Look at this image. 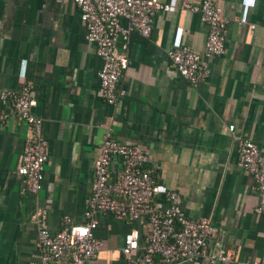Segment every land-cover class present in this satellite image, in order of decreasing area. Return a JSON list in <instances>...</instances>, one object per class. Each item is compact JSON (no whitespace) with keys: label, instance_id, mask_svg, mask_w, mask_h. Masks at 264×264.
Wrapping results in <instances>:
<instances>
[{"label":"crops","instance_id":"crops-1","mask_svg":"<svg viewBox=\"0 0 264 264\" xmlns=\"http://www.w3.org/2000/svg\"><path fill=\"white\" fill-rule=\"evenodd\" d=\"M159 1L172 9L155 14L148 38L129 35V66L118 83L125 96L113 107L99 95L101 60L71 0H0V91L31 82L33 113L49 148L42 189L21 194L17 168L27 129L0 103V113L9 114L0 122V264L37 259V212L51 233L64 215L83 221L108 133L141 144L159 186L180 195L190 219L207 217L219 228L232 258L215 264H264L257 191L237 166L242 140L264 143V0H213L228 20L225 53L208 59L209 77L197 88L168 52L187 46L203 54L207 27L179 8L182 0ZM120 169L113 160L110 175ZM130 229L100 216L94 235L102 247L86 264H124L120 250Z\"/></svg>","mask_w":264,"mask_h":264},{"label":"built area","instance_id":"built-area-1","mask_svg":"<svg viewBox=\"0 0 264 264\" xmlns=\"http://www.w3.org/2000/svg\"><path fill=\"white\" fill-rule=\"evenodd\" d=\"M71 1L80 12L85 39L94 45L101 60L97 73L99 95L106 104L115 107L125 96L118 83L129 66V35L135 32L148 38L155 14L169 12L172 7L159 0ZM179 8L198 15L207 27L203 54L187 46L168 52L177 73L190 87L197 88L209 77L208 59L225 53L228 20L213 0H201L196 4L182 0ZM0 103L26 125L17 175L21 182L20 193L35 196L42 189L49 148L42 135V119L33 113L36 101L31 82L25 81L16 89L1 90ZM8 118V113H0V122ZM233 130L234 127L229 126V131ZM113 160L121 163L114 177L109 171ZM237 166L251 178L258 195L254 213L264 219V143L259 146L251 140H242ZM156 179L141 144L122 143L108 133L94 161L83 221L76 223L64 215L59 230L51 233L43 213L37 212L34 219L38 223V256L30 264H86L94 259L102 247L94 231L99 217L105 215L131 225L120 250L124 264L229 262L232 253L218 237L219 228L207 217L190 219L182 208L180 195L163 190Z\"/></svg>","mask_w":264,"mask_h":264}]
</instances>
